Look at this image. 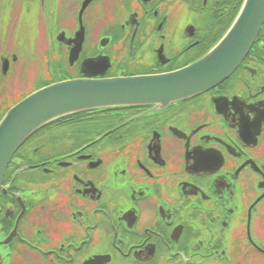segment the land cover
Listing matches in <instances>:
<instances>
[{
    "label": "flooded vegetation",
    "instance_id": "flooded-vegetation-1",
    "mask_svg": "<svg viewBox=\"0 0 264 264\" xmlns=\"http://www.w3.org/2000/svg\"><path fill=\"white\" fill-rule=\"evenodd\" d=\"M241 1L0 0V120L89 60L106 78L186 67ZM2 186L0 264H264V24L203 94L44 126Z\"/></svg>",
    "mask_w": 264,
    "mask_h": 264
},
{
    "label": "water",
    "instance_id": "water-1",
    "mask_svg": "<svg viewBox=\"0 0 264 264\" xmlns=\"http://www.w3.org/2000/svg\"><path fill=\"white\" fill-rule=\"evenodd\" d=\"M264 23V0H243L221 38L192 64L164 74L104 78L100 60L83 64L85 78L30 94L0 121V193L7 166L24 142L54 121L92 111L147 107L153 112L203 94L229 78ZM102 66V69L99 67Z\"/></svg>",
    "mask_w": 264,
    "mask_h": 264
},
{
    "label": "rangeland",
    "instance_id": "rangeland-1",
    "mask_svg": "<svg viewBox=\"0 0 264 264\" xmlns=\"http://www.w3.org/2000/svg\"><path fill=\"white\" fill-rule=\"evenodd\" d=\"M32 71H33V69L29 67L28 69H26V72H25V75H24V70H22L20 75H19L18 83L20 82L19 84H21L22 82H24V80L27 79L26 76H30V73H32Z\"/></svg>",
    "mask_w": 264,
    "mask_h": 264
}]
</instances>
